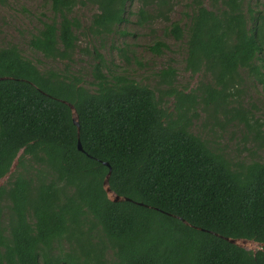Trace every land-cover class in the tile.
I'll list each match as a JSON object with an SVG mask.
<instances>
[{
	"label": "trees",
	"instance_id": "trees-1",
	"mask_svg": "<svg viewBox=\"0 0 264 264\" xmlns=\"http://www.w3.org/2000/svg\"><path fill=\"white\" fill-rule=\"evenodd\" d=\"M133 1L51 0L53 16L27 45L62 69H40L15 44L0 46V77L11 78L0 80V264H264V161L233 163L190 131L198 110L235 111L264 145V131L232 105L242 71L264 84V12L256 0L190 1L188 23L168 32L185 39L186 70L208 82L186 94L174 87V68L160 71L174 97L168 112L97 50L92 90L69 71L77 32L115 33ZM135 1L143 24L149 9L168 21L176 0ZM88 3L97 12L82 26L70 14ZM165 49L151 46L157 55ZM104 163L110 189L131 201L108 198Z\"/></svg>",
	"mask_w": 264,
	"mask_h": 264
},
{
	"label": "rangeland",
	"instance_id": "rangeland-1",
	"mask_svg": "<svg viewBox=\"0 0 264 264\" xmlns=\"http://www.w3.org/2000/svg\"><path fill=\"white\" fill-rule=\"evenodd\" d=\"M190 1L176 0L168 21L159 19L154 11L149 9L148 12L153 13L152 18L139 24L136 14L139 4L134 0L127 6L128 21L119 26L115 33L97 38L82 31L77 32V48L69 71L80 77L84 86L92 90L89 71L94 51L97 50L112 73L125 75L149 87L161 97L162 106L168 112H173L174 97L168 96L169 89L161 84L160 71L167 67L174 68V87L186 94L208 82V77L204 74H192L186 70L185 39L176 41L168 32L172 22H179L182 27L188 23V15L191 13ZM203 2L207 8L211 7L209 0ZM252 7L255 11L264 12V0H256ZM96 12V6L88 3L76 6L70 16L77 18L82 26H86ZM52 16L51 0H0V46L15 44L21 53L35 62L40 69H62V63L43 58L27 45L30 35ZM157 41L167 45V49L160 55L151 51V46ZM241 75L243 80L233 90L232 105L236 111L246 116L249 124L256 122V127L264 131V84L247 77L243 71ZM197 113L190 131L205 140L210 147L224 154L233 163L264 161V145L256 142L252 129L240 122V116H235V111L232 115L219 113L208 116L202 110ZM243 247L252 251L258 249V245L253 242H245Z\"/></svg>",
	"mask_w": 264,
	"mask_h": 264
},
{
	"label": "water",
	"instance_id": "water-1",
	"mask_svg": "<svg viewBox=\"0 0 264 264\" xmlns=\"http://www.w3.org/2000/svg\"><path fill=\"white\" fill-rule=\"evenodd\" d=\"M7 79H11L10 77H0V80H7ZM65 104H67L72 112V122L74 123V125L77 127V130H79V124H78V116H77V113H76V110L74 108V106L66 101H63ZM77 148L79 151H82V147H81V144H80V141L78 139V142H77ZM104 165H106L108 167V172L104 178V182H103V187H104V190L108 196V198L113 201V202H120V201H131L130 199L126 198V197H120L118 195H116L111 189H110V186L108 184V181H109V177H110V174H111V168L109 167L108 163H104ZM222 239H224L225 241L229 242V243H232V244H235V245H239V246H243V244L246 242V241H239V240H235V239H230V238H227V237H223V236H219L215 233H212Z\"/></svg>",
	"mask_w": 264,
	"mask_h": 264
}]
</instances>
